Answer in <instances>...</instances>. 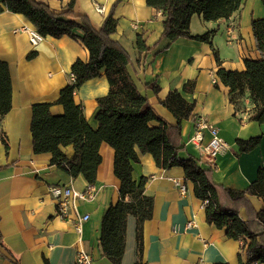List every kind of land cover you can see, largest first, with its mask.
<instances>
[{
	"label": "crops",
	"instance_id": "obj_1",
	"mask_svg": "<svg viewBox=\"0 0 264 264\" xmlns=\"http://www.w3.org/2000/svg\"><path fill=\"white\" fill-rule=\"evenodd\" d=\"M49 5L52 11L62 12L69 0H37ZM95 2L106 7L105 14L97 11ZM76 14L87 16L99 30L110 14L118 19L111 38L130 55L128 70L140 93L146 96L158 116L169 124L175 143L182 144V158H195L205 168H211L214 182L225 188L246 189L258 178L264 166V121L251 119L254 103L249 91L237 102L230 99L228 87H217L219 65L209 43L189 38L171 42L164 38V16L148 5L147 0H76ZM264 18L262 0H243L241 8L229 19L206 22L194 15L191 30L202 34L213 28L217 32L213 45L218 50L222 67L244 70L245 59L264 57L256 47L252 30L254 19ZM24 26L33 24L23 15L5 10L0 13V60L8 62L12 77V109L1 127L9 147L0 138V264H75L78 251L84 249L93 257V264H113L102 256L100 233L103 216L109 206L120 198L121 181L114 172L115 150L102 143V163L97 180L89 184L82 176L72 177L64 170L50 165L51 154L33 151L31 132L32 106L36 103H56L63 87L73 77L71 67L77 59L87 61L89 51L84 44L68 35L45 37L33 46ZM142 36L149 47L140 54L136 41ZM195 81V90H184L185 84ZM155 85L160 91L154 90ZM106 75L86 81L75 93V101L84 106L85 116L93 129L98 128L97 99L109 92ZM179 91L189 103H195L192 117L178 121L161 101L170 92ZM62 114V105L51 107ZM204 116L218 128L219 136L229 146L212 163L191 138L195 134V119ZM157 124V122H154ZM262 136L260 145L251 152L239 153L237 140ZM211 138L205 132L204 144ZM65 151L72 156L74 148ZM139 151V150H138ZM140 154L134 178L150 177L146 193L154 197V213L144 224L143 243L137 240V218L128 216L126 248L122 264H240V253L247 261L243 242L229 238L225 229L208 223L203 202L195 194L192 182H186L185 170L176 166L163 170L150 154ZM176 181L186 184L182 193ZM71 185L75 190L94 189V197L74 201L67 216H60L58 200L50 192L52 185ZM140 189L128 192L126 201H136ZM73 206V205H72ZM263 208V201L249 195L239 206L243 220L253 218ZM89 215L77 229L79 217ZM190 221L194 226L188 227ZM255 264H264L257 262Z\"/></svg>",
	"mask_w": 264,
	"mask_h": 264
},
{
	"label": "trees",
	"instance_id": "obj_2",
	"mask_svg": "<svg viewBox=\"0 0 264 264\" xmlns=\"http://www.w3.org/2000/svg\"><path fill=\"white\" fill-rule=\"evenodd\" d=\"M264 3V0H262ZM76 0H69L62 12H54L48 4L37 0H0V13L9 10L23 14L44 36L61 38L68 35L81 41L89 51V59H77L72 67V81L62 88L56 103H36L32 106L31 132L33 151L36 154L50 153V165L66 171L72 177L82 175L89 184L97 180L98 167L102 163L100 147L106 142L115 150L114 172L120 179V198L106 210L100 233L102 256L113 264H122L126 248L127 220L129 215L137 218V240L143 243L144 224L153 217L154 197L146 193L150 177L134 178L140 154L153 156L156 165L169 170L180 166L185 170L186 182H192L196 196L202 200L208 223L225 229L229 238L243 242L242 251L247 253L240 264L264 263V166L259 168L258 178L246 189L225 188L214 182L211 168L201 166L195 158H182V144L175 143L169 133V124L155 112L149 99L138 90L128 70L129 53L111 35L116 32L118 19L110 13L102 27L97 30L90 19L74 11ZM149 6L161 11L164 19V38L171 42L189 38L209 43L219 65V82L228 87L230 99L237 102L249 91L255 107L252 120L264 121V57L245 59L244 70H228L222 67L218 50L213 45L217 28L202 34H194L191 22L199 15L206 22L229 19L238 11L243 0H147ZM256 47L264 54V18L252 21ZM140 54L149 50L140 35L136 41ZM106 75L109 92L97 99L98 128L93 129L84 112V106L75 101L76 91L88 80ZM156 92L158 85L153 86ZM185 91L195 90V81L185 84ZM161 103L178 121L189 119L195 103L187 102L179 91L170 92ZM62 105L64 112L54 114L51 107ZM12 109V77L8 62L0 60V138L8 149V138L1 124ZM157 122V124H154ZM262 136L239 138V153L256 149ZM72 145L74 153L68 156L65 148ZM139 150V151H138ZM140 189L136 201H126L125 195ZM257 196L263 208L253 218L243 220L239 206L247 203L248 196ZM0 244L3 243L0 241ZM19 264L18 260H12ZM227 264V263H218Z\"/></svg>",
	"mask_w": 264,
	"mask_h": 264
},
{
	"label": "built area",
	"instance_id": "obj_3",
	"mask_svg": "<svg viewBox=\"0 0 264 264\" xmlns=\"http://www.w3.org/2000/svg\"><path fill=\"white\" fill-rule=\"evenodd\" d=\"M98 12L105 14L106 7L98 2H95ZM29 36L30 42L33 46H38L45 37L34 27L24 26L21 28ZM73 77V76H72ZM217 82V78H214ZM208 131L211 135L210 140L204 144L205 132ZM191 142L209 157L210 162H214L217 156L226 151L229 146L225 140L219 136L218 128L208 121L204 116H199L195 119V134L191 138ZM182 193H186L187 186L181 181H176ZM50 192L58 200V211L60 216H67L70 209L74 207V201L77 199H90L94 197V189L89 188L86 191L75 190L71 185H52ZM73 205V206H72ZM89 219V215L79 217L77 221V229L81 231L82 222ZM195 222L190 221L188 227L194 226ZM75 264H93V257L84 249L78 251ZM196 264H205L204 260L198 261Z\"/></svg>",
	"mask_w": 264,
	"mask_h": 264
}]
</instances>
